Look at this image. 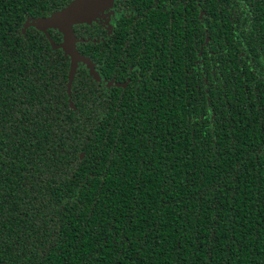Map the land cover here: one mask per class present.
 <instances>
[{"label":"trees","instance_id":"16d2710c","mask_svg":"<svg viewBox=\"0 0 264 264\" xmlns=\"http://www.w3.org/2000/svg\"><path fill=\"white\" fill-rule=\"evenodd\" d=\"M71 1L0 0V264H264V0H116L68 92Z\"/></svg>","mask_w":264,"mask_h":264},{"label":"water","instance_id":"95a60500","mask_svg":"<svg viewBox=\"0 0 264 264\" xmlns=\"http://www.w3.org/2000/svg\"><path fill=\"white\" fill-rule=\"evenodd\" d=\"M116 0H72L63 9L52 13L45 19H36V24H26L24 28L28 26H34L39 31L46 34L47 30L52 29L62 36V41L59 45L53 48H59L62 50L65 56L70 60L68 71V92L70 91L71 83L73 82L76 69L79 64H84L89 70V74L94 77L96 81H99L98 74L94 71L91 61L79 53L76 49L78 39L76 38L73 27L81 24L90 25L97 19H103L109 17L106 11L113 8ZM72 106V105H71ZM83 154L80 155V158Z\"/></svg>","mask_w":264,"mask_h":264},{"label":"rangeland","instance_id":"374dc122","mask_svg":"<svg viewBox=\"0 0 264 264\" xmlns=\"http://www.w3.org/2000/svg\"><path fill=\"white\" fill-rule=\"evenodd\" d=\"M108 18H109V17H107V18H106V21L104 20V22L107 23V22L109 21ZM36 23H37L36 20H28L26 24H31V25H33V24H36Z\"/></svg>","mask_w":264,"mask_h":264},{"label":"flooded vegetation","instance_id":"af4514ba","mask_svg":"<svg viewBox=\"0 0 264 264\" xmlns=\"http://www.w3.org/2000/svg\"><path fill=\"white\" fill-rule=\"evenodd\" d=\"M112 11H113V8H112ZM109 14H110V19H109V25L113 23V15H114V11H113V15H111V11H109Z\"/></svg>","mask_w":264,"mask_h":264}]
</instances>
